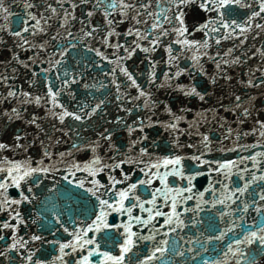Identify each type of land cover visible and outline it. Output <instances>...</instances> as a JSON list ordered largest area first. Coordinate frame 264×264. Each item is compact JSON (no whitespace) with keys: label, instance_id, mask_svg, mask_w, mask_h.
I'll return each instance as SVG.
<instances>
[{"label":"snow or ice","instance_id":"snow-or-ice-1","mask_svg":"<svg viewBox=\"0 0 264 264\" xmlns=\"http://www.w3.org/2000/svg\"><path fill=\"white\" fill-rule=\"evenodd\" d=\"M14 4L17 0H0V35L9 37L0 39V264H132L127 254L140 241L154 238L140 229L149 225L155 229L159 223L166 236L185 227L183 214H198L201 203L224 204L232 199L233 190L223 181L231 177L233 169L246 171L239 167L246 161H252L253 168L260 167L257 157L264 158V151L235 158H206L214 149L209 134L199 130L201 121L206 122L205 114L198 113L189 122L191 108L161 104L153 90H173L181 105L186 100L206 102L213 95L210 89L221 79L231 81L228 66L258 55L264 60L262 48L249 50L251 57L248 52L234 54L250 33L264 34V0H20L23 14L17 16L13 27L10 9ZM223 41L233 44L221 51ZM78 45L84 56L73 68L67 61ZM209 61L215 66L212 71L205 68ZM105 63L111 65L107 73L102 67ZM43 64L47 67H34ZM140 64L146 65V75L137 72ZM89 69L111 77L117 112L124 114L112 119L101 116L110 127L101 124L99 130H93L92 138L82 135L87 131L84 122L107 108L104 99L96 103L78 100V88L95 87L86 80ZM21 73L28 77L27 88L16 85ZM248 76L241 83L253 88L264 85V63H257ZM178 78H187V83L178 82ZM34 85L38 87L34 89ZM233 97L225 111L237 112L238 124L247 117H252L254 124L247 131H237L225 127L220 117L218 124L226 133L223 138L237 141L232 148L221 145V152L246 149L248 146L238 141L250 133L264 138V116H253L256 97L242 99L234 93ZM261 105L264 109V101ZM139 109L144 111L137 115ZM211 111L215 118V109ZM157 112L167 119H153ZM157 125L169 137L165 154L150 150L155 140L148 143L146 129ZM122 129L127 138L118 143ZM193 134L199 137L195 143L180 139ZM64 144L69 146L60 150ZM257 144L259 141L250 147ZM186 148L193 151L184 152ZM212 173L222 177L219 183L228 194L222 192L223 198L213 195L209 201L204 199L205 193L216 191ZM206 174L209 183L201 190L198 178ZM61 180L65 182L62 185ZM257 180L264 181V171L259 176L253 173L234 191L243 193ZM10 189L16 190L15 196ZM34 189L41 193L55 190L66 199L72 198L74 190H82V196L87 197L82 209H69L68 219L63 220L55 205L47 207L51 197L45 196L42 203L54 220L45 217L41 231L55 235L53 229H62L66 237L45 241L31 231L37 223L33 218L37 200ZM259 199L264 200V195ZM194 200L196 203L189 207L188 202ZM260 207L264 206H258L257 212ZM113 214L125 219L110 222ZM189 219L197 223L194 217ZM224 235L221 231L209 239L219 241ZM37 241L50 244L57 254L42 252L35 245ZM254 241L264 246V220L255 230H244L243 240L233 239L218 259L206 264H227L230 254L242 255L233 244ZM151 251L152 255H144L136 264H146L156 252L166 249L157 246Z\"/></svg>","mask_w":264,"mask_h":264},{"label":"water","instance_id":"water-1","mask_svg":"<svg viewBox=\"0 0 264 264\" xmlns=\"http://www.w3.org/2000/svg\"><path fill=\"white\" fill-rule=\"evenodd\" d=\"M67 7V5H65ZM14 15L11 18L13 21V27H15V19L17 16L22 15V6L20 5V0H17V4L12 5L10 9ZM79 15V11L77 13ZM96 20L100 19V16L95 17ZM53 27L56 26V20L51 21ZM79 27V25H76ZM75 31V29H70ZM0 39L8 40L9 37L0 35ZM233 41H223L221 51L223 48L231 47ZM254 46V47H253ZM256 48L264 49V34L260 36H255V33H250L248 40L245 41L235 55H239L243 52H248L249 57H251V51H255ZM251 50V51H249ZM29 55L31 53H28ZM84 56V50L82 46H77V49L70 53L68 57L67 64L71 67H76V61H79ZM243 59V57H241ZM131 63V62H129ZM257 63H264V60H261L259 55L257 57H251L247 62L238 65L228 66L229 75L232 77L231 81L225 83L222 79L219 83L210 91H212V98L206 102H200L199 100H186L184 105H181L180 100L177 99V93L171 89H154V95L159 98L161 104L169 103L174 104L175 107L186 106L191 108V112L188 114V120L191 122L192 117L196 116L198 113L203 112L206 116V122L201 121L200 131L207 132L210 139L212 140L213 151L208 153L206 158L215 159V158H235L237 155L248 156L254 152L264 151V138L258 136V134L250 133L247 136L242 137L238 142L241 145L248 146L246 149H237L235 152H221L219 148L221 145L232 148L234 147L237 141L234 137H229V139H224L226 135L224 128H221L218 124L220 117L224 118L225 127L231 126L234 130H249L253 126L254 122L252 117H247L244 119L243 124H238L239 114L237 112L225 111L226 108H230L233 100V93L235 95H240L242 99L245 96H255V105L256 111L253 112V116L260 117L264 116V109H262L261 101H264V85L259 87H248L241 81L249 78L248 73L250 69L255 68ZM37 68L47 67L46 64L34 66ZM104 73H107L111 65H102ZM214 65L209 61L205 64V68L208 71L214 69ZM3 71V68L0 67V72ZM137 72H143L145 75L146 65L140 64L137 68ZM104 73H101L96 70L89 69L88 76L86 77L87 82L92 85L95 84V87H90L88 89L78 88V100L81 103H96L100 99L106 101V112L100 113L99 116H94L90 121H85L84 125L87 128L86 132H83L82 135L92 138L93 130H99V126L103 124L105 127H110L108 124H104V120L100 117H106L107 119L114 118L115 115H124L121 112H117L116 101H115V89L109 83L111 77L106 76ZM119 75V74H118ZM257 77L260 76L259 72H256ZM120 79H123L120 76ZM199 79V78H197ZM141 82L143 83L144 77H140ZM178 82L187 83V78H178ZM106 85V87H100V85ZM17 87H28V77L24 76L21 73L16 80ZM38 85H34L33 88L36 89ZM74 87H77L74 85ZM0 91H3L0 87ZM129 91L134 95L135 92L133 89ZM222 104L224 107H220ZM2 107V106H0ZM215 109V118H213L214 113L211 111ZM144 110H137L136 114L140 115ZM42 114V113H41ZM134 118V117H132ZM143 118V116H141ZM153 119L164 120L167 119L166 115L160 112H157ZM131 122V118L129 119ZM17 126H19L17 124ZM184 122H181V127H184ZM146 133L149 136L148 143H152L155 140V144L152 145L151 151L157 154H165L163 149L169 143L168 134L164 131L163 128L154 126L151 129H146ZM58 134V133H57ZM127 138V133L125 130H120L117 142L125 140ZM181 141L186 143H195L199 140V137L196 135H184L180 137ZM259 141L256 147H250L256 142ZM69 145L64 144L61 146L60 150H63L64 147ZM184 152H191L193 149H183ZM257 160L260 161L259 168L252 167V161H246L243 164H240V168H246L244 172H238L236 169H233L231 177L224 180V183L229 185V188L233 190L232 199L226 200L224 204H203L201 203L200 211L198 214L193 212H188L183 214V219L185 227L177 228L175 232H168L167 235H164L165 229L159 228V223H157L156 228L152 229V226L149 225L147 228L140 229L143 234L153 235L152 240L140 241L137 245L134 246L133 251L127 254L131 258L132 264H136L138 259L142 260L144 255H152V249L157 246L165 247L166 251L164 253L156 252L152 261L146 262V264H206L212 260L218 259V254L221 250H226V245L232 243L233 239L244 238V230H255L259 227L261 220H264V207H260V212L256 211L258 206H264V200L259 199L261 195H264V181L257 180L256 182L248 185V188L245 192L239 193L235 192L236 187H242L246 180L251 179V175L255 173L257 176L260 175L261 171H264V158L257 157ZM79 175V174H78ZM212 179L216 182L213 183V188L216 189L215 193L211 190L205 193L204 199L211 201L213 195L217 198H223L221 193L223 192L227 195V191L221 187L219 181L222 180L221 176L216 175L215 173L210 174ZM243 176V180L240 177ZM171 180V177L169 178ZM199 182L197 187L203 190V187H207L209 183V177L206 174L204 177L198 178ZM44 183H48L45 181ZM65 183L61 180V185ZM12 195H16V190H9ZM37 192V200L34 201L35 211L33 212V218L36 219L37 223L32 225L31 231H34L36 234L41 235L45 241H51L54 239H61L67 236L62 229L58 231L53 229L55 235L48 232H42L40 229L41 223H46L45 217L48 221H53L54 217L51 212L45 211V205L42 203L45 196L51 197V203L47 207L51 208L52 205H55V210L57 213H63V220H67L69 216V209L73 212L76 210L82 209L83 202L87 197L82 196V190H74L72 192V198L66 199L61 193L56 192L55 190L52 193H41L39 190L34 189ZM196 201L188 202V206L191 207L192 204ZM247 204L248 207L245 209L244 205ZM135 211V210H134ZM39 212L41 215H36ZM223 212L224 215L221 216L220 213ZM3 214L0 213V216ZM146 215V214H144ZM191 217L197 221L196 224L190 223ZM125 217H121L118 214H113L109 217L110 222L119 223L124 220ZM162 223V218L160 220ZM230 225H234L231 231H228ZM71 228V224L67 225ZM58 227V226H57ZM225 233L222 240L217 241L216 239H209V237H217L220 235V232ZM166 240V245H161L160 242ZM36 247L40 248L44 253H52L53 255L57 254L53 252L52 246L43 241L35 242ZM233 248L239 247L241 254H237L230 257L227 261V264H249V261H253L254 264L264 260V246L259 245L258 241H254L252 244H240L239 246L233 244ZM3 247V242H0V249ZM178 252H182L183 255H177ZM40 253H38L39 255ZM3 258H0L2 260ZM95 259V258H94Z\"/></svg>","mask_w":264,"mask_h":264},{"label":"rangeland","instance_id":"rangeland-1","mask_svg":"<svg viewBox=\"0 0 264 264\" xmlns=\"http://www.w3.org/2000/svg\"><path fill=\"white\" fill-rule=\"evenodd\" d=\"M260 264H264V261H263V262H261Z\"/></svg>","mask_w":264,"mask_h":264}]
</instances>
